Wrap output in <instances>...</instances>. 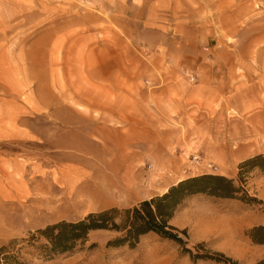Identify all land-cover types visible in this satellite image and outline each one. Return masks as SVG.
Listing matches in <instances>:
<instances>
[{"label":"rangeland","instance_id":"374dc122","mask_svg":"<svg viewBox=\"0 0 264 264\" xmlns=\"http://www.w3.org/2000/svg\"><path fill=\"white\" fill-rule=\"evenodd\" d=\"M207 55L223 60L227 91L201 124L191 91ZM202 129L211 136H193ZM263 154L264 0H0V249L9 262L226 264L194 261L154 234L131 250L109 247L113 232H91L48 263L29 241L214 175L232 180L237 198L193 197L171 224L187 230L194 253L259 264L264 245L247 232L264 226V171L241 166ZM139 164L148 184L130 173Z\"/></svg>","mask_w":264,"mask_h":264},{"label":"trees","instance_id":"16d2710c","mask_svg":"<svg viewBox=\"0 0 264 264\" xmlns=\"http://www.w3.org/2000/svg\"><path fill=\"white\" fill-rule=\"evenodd\" d=\"M259 169L264 171V154L245 161L241 168ZM239 188L234 182L222 176L202 175L189 178L172 185L167 192L146 199L137 205L127 208H111L108 210L89 213L82 219L61 221L45 227L32 235L29 239L35 247L41 262L48 263L68 256L85 246L89 241V234L95 231H109L116 234L107 245L113 248L127 247L136 249L140 240L149 234H154L165 241L174 242L183 248V253L196 260H215L226 264H238L223 254L216 258L209 254L194 253L188 246L184 235L187 230H179L171 224L175 214L189 199L204 195L216 199H235ZM252 202H256L254 198ZM247 236L256 245H264V226H256L248 230ZM44 243L36 244L39 240ZM199 244L196 248L200 249ZM7 247L0 249V264H13L7 255ZM14 264H25L15 260ZM259 264H264V261Z\"/></svg>","mask_w":264,"mask_h":264},{"label":"crops","instance_id":"0c3cea01","mask_svg":"<svg viewBox=\"0 0 264 264\" xmlns=\"http://www.w3.org/2000/svg\"><path fill=\"white\" fill-rule=\"evenodd\" d=\"M202 61L205 62V64L209 63L210 61L211 64H207L205 66L206 72L201 73L199 75L198 82L200 84L197 85L191 92L195 95L194 97L195 103H194L193 109L196 114H200L205 118V121L201 122V124H205L207 123V117H209V113L212 112V109L213 108L217 109L216 103L219 101H220L219 104L222 103L221 100L224 97V94L226 93L227 89L224 83L225 78H226L224 66L223 65L220 66V63H222L223 60L212 58L207 55L206 57L202 59ZM202 68H204V66H202ZM190 98H193V96H191ZM175 104H178L177 100H175ZM178 115H179L178 116L179 118L182 116L181 111H179ZM193 136H211V135L209 132H207L206 129H202L201 131L199 130V132H197ZM193 151L202 153L203 144L202 143L198 144L197 148H195V150ZM131 169L133 170L131 171L129 170V171L131 174L133 173V176L135 178L138 177V179L141 180L143 184H148L146 182L147 181V178H146L147 171L145 170L143 166H141L140 164L134 165L133 168ZM181 180L183 179L178 180L176 183H178ZM176 183H172L171 185H174ZM166 191L167 189H165L163 193H165ZM256 226H260V225H256ZM256 226H253V227H256Z\"/></svg>","mask_w":264,"mask_h":264},{"label":"built area","instance_id":"2783aa9c","mask_svg":"<svg viewBox=\"0 0 264 264\" xmlns=\"http://www.w3.org/2000/svg\"><path fill=\"white\" fill-rule=\"evenodd\" d=\"M185 76H186V78L188 79V81L190 82V83H195V81H196V76L194 75V74H190V72L189 71H186L185 72ZM193 161L196 163V165H200L201 163V158L200 157H194L193 158ZM206 168H208L210 171H212V172H215V171H218V168L216 167V166H214L213 164H211V163H209V164H206V166H205ZM149 169H151L152 168V165H149V167H148Z\"/></svg>","mask_w":264,"mask_h":264}]
</instances>
